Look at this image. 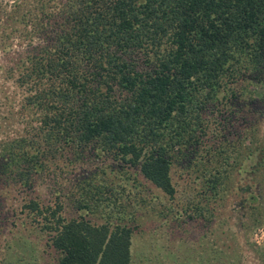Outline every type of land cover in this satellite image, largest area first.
I'll return each instance as SVG.
<instances>
[{"label": "trees", "instance_id": "1", "mask_svg": "<svg viewBox=\"0 0 264 264\" xmlns=\"http://www.w3.org/2000/svg\"><path fill=\"white\" fill-rule=\"evenodd\" d=\"M0 22L2 41L16 25L30 39L12 68L21 127L0 139V191L22 196L55 264L131 263L124 178L174 200L172 173L187 177L194 194L174 217L213 233L263 114L264 0H17ZM259 147L247 157L264 162ZM86 166L99 173L74 174ZM44 181L58 188L49 204L34 195Z\"/></svg>", "mask_w": 264, "mask_h": 264}, {"label": "rangeland", "instance_id": "2", "mask_svg": "<svg viewBox=\"0 0 264 264\" xmlns=\"http://www.w3.org/2000/svg\"><path fill=\"white\" fill-rule=\"evenodd\" d=\"M16 1L0 0V6L9 11ZM10 30L5 41L0 32V125L5 127L0 129V139L5 137L4 132L21 127L14 119L10 120L23 98L12 68L30 41L24 36L23 27L16 25V29ZM254 97L264 98V87L258 86ZM254 109L263 112L255 128L256 138L247 136L241 142L239 160L231 170L223 206L216 210L219 218L212 227L213 233L206 231L198 220L174 217L177 211L181 212L185 199L194 194L187 186L191 182L187 177L172 173L177 190L174 200H169L142 177L135 181L115 180V184L120 183L127 190L119 203L127 206V219L131 217L138 226L132 238L130 264H238V253L242 255L241 264H264V162L256 153L247 157L256 144L264 149V103L255 105ZM238 123L241 128L246 127L245 122ZM86 167H77L74 174L99 173L93 167ZM55 189L58 188L44 181L36 186L34 195L49 204ZM3 195L0 198V264H55V252L47 246L46 234L25 222L20 211L22 196ZM68 207L66 201L65 215L69 217L73 210ZM214 245L217 248L212 253L209 246ZM217 253H221L220 258Z\"/></svg>", "mask_w": 264, "mask_h": 264}]
</instances>
